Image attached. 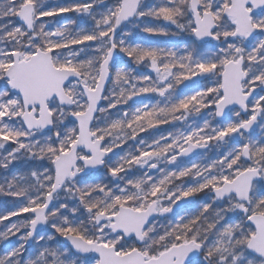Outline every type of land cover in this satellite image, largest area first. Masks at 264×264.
Listing matches in <instances>:
<instances>
[{
    "label": "snow or ice",
    "instance_id": "6c2138e0",
    "mask_svg": "<svg viewBox=\"0 0 264 264\" xmlns=\"http://www.w3.org/2000/svg\"><path fill=\"white\" fill-rule=\"evenodd\" d=\"M0 264H264V0H0Z\"/></svg>",
    "mask_w": 264,
    "mask_h": 264
},
{
    "label": "rangeland",
    "instance_id": "374dc122",
    "mask_svg": "<svg viewBox=\"0 0 264 264\" xmlns=\"http://www.w3.org/2000/svg\"><path fill=\"white\" fill-rule=\"evenodd\" d=\"M54 2H58V0H54ZM154 39L156 42H159L160 40L164 41V42H168L169 38L167 37H155V38H152ZM164 127H167V126H164ZM14 239V238H13Z\"/></svg>",
    "mask_w": 264,
    "mask_h": 264
},
{
    "label": "trees",
    "instance_id": "16d2710c",
    "mask_svg": "<svg viewBox=\"0 0 264 264\" xmlns=\"http://www.w3.org/2000/svg\"><path fill=\"white\" fill-rule=\"evenodd\" d=\"M162 42V40H160L158 43H161ZM141 135H143V134H141Z\"/></svg>",
    "mask_w": 264,
    "mask_h": 264
},
{
    "label": "flooded vegetation",
    "instance_id": "af4514ba",
    "mask_svg": "<svg viewBox=\"0 0 264 264\" xmlns=\"http://www.w3.org/2000/svg\"><path fill=\"white\" fill-rule=\"evenodd\" d=\"M167 42V41H166Z\"/></svg>",
    "mask_w": 264,
    "mask_h": 264
}]
</instances>
